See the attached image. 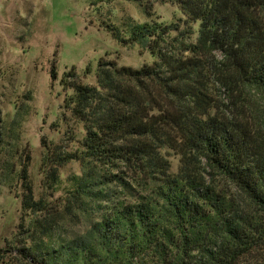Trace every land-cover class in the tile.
Masks as SVG:
<instances>
[{
    "label": "trees",
    "instance_id": "1",
    "mask_svg": "<svg viewBox=\"0 0 264 264\" xmlns=\"http://www.w3.org/2000/svg\"><path fill=\"white\" fill-rule=\"evenodd\" d=\"M135 1L146 21L109 31L155 61L101 60L94 85L63 74L38 184L29 146L0 140V185L20 199L0 264H264V0Z\"/></svg>",
    "mask_w": 264,
    "mask_h": 264
},
{
    "label": "rangeland",
    "instance_id": "2",
    "mask_svg": "<svg viewBox=\"0 0 264 264\" xmlns=\"http://www.w3.org/2000/svg\"><path fill=\"white\" fill-rule=\"evenodd\" d=\"M152 13L163 23L181 16L171 4H154ZM130 20L146 21L135 0H0V140L7 147L16 141L20 151L29 146L35 183L40 179L41 141L59 140L55 126L62 115L63 74L74 68L83 77L89 69L81 82L94 85L101 60L134 69L155 61L138 45L126 47L113 39L110 28L128 37ZM170 162L175 172L178 158ZM71 173H79L77 164L67 165L62 178ZM19 211L20 199L0 185V248L14 233Z\"/></svg>",
    "mask_w": 264,
    "mask_h": 264
}]
</instances>
